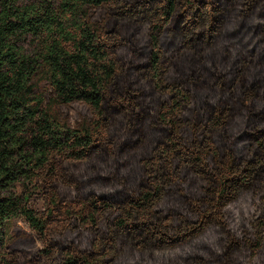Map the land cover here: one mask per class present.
I'll use <instances>...</instances> for the list:
<instances>
[{
    "label": "trees",
    "instance_id": "trees-1",
    "mask_svg": "<svg viewBox=\"0 0 264 264\" xmlns=\"http://www.w3.org/2000/svg\"><path fill=\"white\" fill-rule=\"evenodd\" d=\"M202 1L0 0V264H264V0Z\"/></svg>",
    "mask_w": 264,
    "mask_h": 264
},
{
    "label": "rangeland",
    "instance_id": "rangeland-1",
    "mask_svg": "<svg viewBox=\"0 0 264 264\" xmlns=\"http://www.w3.org/2000/svg\"><path fill=\"white\" fill-rule=\"evenodd\" d=\"M204 1H207V3H209V1H211V0H204ZM204 1H202V2H204ZM201 2V3H202ZM33 50H34V46L32 45V43H26L25 44V52L26 53H32L33 52ZM43 85L41 84L40 85V87H42ZM79 110H80V108H77L76 110H75V112H74V116H76L77 117V114H78V112H79ZM30 205L32 206V207H34V208H37V209H42L43 208V202L35 195V196H33L32 198H31V200H30ZM23 256V255H22Z\"/></svg>",
    "mask_w": 264,
    "mask_h": 264
}]
</instances>
